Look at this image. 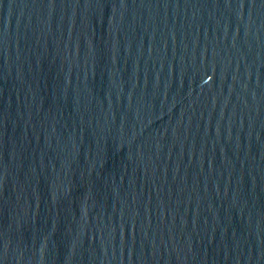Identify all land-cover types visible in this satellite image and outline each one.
Instances as JSON below:
<instances>
[{
  "label": "water",
  "instance_id": "95a60500",
  "mask_svg": "<svg viewBox=\"0 0 264 264\" xmlns=\"http://www.w3.org/2000/svg\"><path fill=\"white\" fill-rule=\"evenodd\" d=\"M0 264H264V0H0Z\"/></svg>",
  "mask_w": 264,
  "mask_h": 264
}]
</instances>
